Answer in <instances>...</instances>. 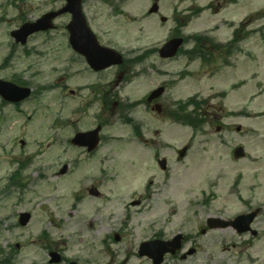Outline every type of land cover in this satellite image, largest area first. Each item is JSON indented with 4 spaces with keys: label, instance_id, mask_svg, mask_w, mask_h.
Returning <instances> with one entry per match:
<instances>
[{
    "label": "rangeland",
    "instance_id": "374dc122",
    "mask_svg": "<svg viewBox=\"0 0 264 264\" xmlns=\"http://www.w3.org/2000/svg\"><path fill=\"white\" fill-rule=\"evenodd\" d=\"M56 1L59 10L64 2ZM45 2L28 0L26 18L37 19L49 10ZM85 3L91 8L90 27L104 40L125 49V53L131 49L138 55L147 48L161 47L177 28L176 20L187 21L180 28L185 37H190L185 50L196 44L195 34L208 35L224 46L231 42L237 26L243 25L241 52L238 49L231 54L226 64L221 58L223 49L210 50L216 56L214 67L202 63L206 53L201 56L197 45L191 51L196 53L193 64L183 54L178 62H164L158 53L149 54L135 66L129 78L132 83L119 91V100H138L165 82L170 85L168 94L161 98L165 114L150 113L144 108L136 111L137 122L149 121L146 131L155 140L153 145L141 148L131 140L134 137L130 129L119 122L108 131L124 136L129 144L104 146L85 164L80 150L68 142L76 132L94 125L85 111L73 113L80 102L71 99L67 90L81 83L82 76L68 86L56 84L67 73L69 64L65 37L69 17L61 16L50 36L33 38L28 48L34 47L36 53L29 58L22 48L14 49L11 39V31L20 27V22L12 21L17 13L7 18L6 8H1L0 79L27 82L34 95L20 108L0 110V262L49 264L46 246L51 245L78 264H121L126 253L127 263L134 264L129 234L124 233V240L117 244L110 238L121 232L124 208L137 200L133 195L139 196L134 192H140L151 181L154 197L148 207L152 204V210L133 220V224L140 220V229L134 226L138 233L131 237L135 247L157 232L173 235L181 230L191 238L190 245L199 250L197 260L189 256L184 264H264V238L243 253L241 247H231L230 230L210 231L200 240L192 239L210 217L231 219L257 206L262 207L257 226L264 231V0H120L116 9L101 5L100 0ZM154 7L158 8L157 14L148 16ZM199 8L203 11L194 16L191 11ZM161 17L168 21L162 22ZM229 23L236 28L228 27ZM242 31H248V35ZM201 45L212 48L208 43ZM11 50L12 57L5 61ZM31 66L33 69H29ZM81 66L75 64L73 74L80 73ZM189 68L188 73L183 72ZM180 71L187 74L181 77ZM224 92L228 95L225 100L219 98ZM192 97L205 100L201 104L208 113V122L199 132L172 120L167 112L175 110L176 102ZM213 116L217 120L224 117L220 133ZM237 127H241L240 132ZM157 131L160 134L156 135ZM186 145L191 146V152L180 162L177 151ZM240 146L247 155L236 160L234 153ZM155 154L169 160V174L156 164ZM77 162L80 168L59 176L64 165L71 168ZM16 174V180L12 179ZM95 175L114 181L107 190L104 188L108 202L105 197L96 200L86 190L95 183L87 176ZM238 184L237 192H233V185ZM79 196L86 200L77 203ZM205 200L210 205H204ZM135 207L131 210L139 208ZM21 213L32 215L26 227L19 224ZM249 251L258 263L245 258L239 263L230 261V257H244Z\"/></svg>",
    "mask_w": 264,
    "mask_h": 264
},
{
    "label": "flooded vegetation",
    "instance_id": "af4514ba",
    "mask_svg": "<svg viewBox=\"0 0 264 264\" xmlns=\"http://www.w3.org/2000/svg\"><path fill=\"white\" fill-rule=\"evenodd\" d=\"M3 3H1V7L6 8V14L5 17H9L10 13H17L14 15V18H12L13 22H20V26L24 25L25 23L31 22V21H37L40 17L43 15L56 11V0H46L45 7L50 6L51 8L49 10H46L42 15L40 14L37 19L29 20L27 19V14L24 13V10L28 6V0H1ZM117 3H120V0H100L101 5H109L111 7H114L116 9ZM90 5L86 7V3L84 0V12L87 17V19L92 20L90 17L91 8L89 9ZM35 9V7L31 6V9ZM39 9V8H38ZM62 17H69V20H71V15L66 14ZM61 18V17H60ZM95 30V29H94ZM51 32V31H50ZM50 32H44L32 35L28 39V43L26 45H16L14 49L17 47H20L23 49V53L25 57H32L36 53V49L32 47V49L28 48L30 46L31 41L35 37H47L50 36ZM97 32V31H96ZM104 36L98 35V42L102 46L110 47L112 49H115V45L112 41L104 40ZM67 48L70 50L69 57H67V61L69 62L67 73L65 74V79L63 82H65L66 86H68L69 83H71L74 79H76L80 74L82 76V82L78 83L74 86V89L68 88L67 90L70 92V98L71 99H77L80 103L77 107V112H86L89 116V121L94 122V125L88 127L87 130H92L97 127L102 128V131L100 133V146L98 149L92 153H89L88 150L81 149L84 152L86 160H92L97 154L99 153L100 149L104 146L111 147L116 141H118L117 136L115 134H108L109 128H115L118 126V123L120 122L123 127L131 128V132L134 134V129L138 126L140 127V133L138 135V139L140 140L141 144H145L147 146L152 145V139L150 136L147 137L148 133L146 132V128L144 123L137 122L136 120V110L140 109L142 106H144L147 111L150 113L152 112V108L154 106L153 102H149L147 97L143 99L139 104L137 103V100L131 99L129 97L126 98L125 101L119 100L121 98L119 91L124 90L125 85L131 82L130 75H134V69H135V62L132 60L135 58V55H133V52H129L126 58L124 59V64L122 66H111L102 70H96L92 65H90V62L87 60V58L83 55H80L76 53L73 48L71 47L69 43V38L67 37ZM38 53V52H37ZM75 64H81V72L77 74H73V67ZM33 69V66L31 68ZM6 80V79H3ZM132 83V82H131ZM130 83V84H131ZM17 85L20 87H30L31 85L27 82H19L17 81ZM71 85V84H70ZM129 85V84H128ZM71 87V86H70ZM22 104V103H21ZM21 104H11L8 102H1L0 103V110H4L5 107H14V108H20ZM86 130V131H87ZM136 136V135H135ZM95 183L91 185L92 188H98V184L101 182L100 180H93ZM101 194L97 196L96 199L100 198ZM139 204L141 201H138ZM130 230L132 228L128 227ZM128 230V229H127ZM231 232H233L235 235H240V237L245 241L242 246L244 248H248L249 245H254L257 240L259 239V233L257 227L253 225L250 229H246L244 233H240L238 229L235 228H229ZM123 232L120 237V241H123L125 238V232L126 230L123 228L121 229ZM127 233V232H126ZM206 232L202 233L205 234ZM119 241V242H120ZM130 249V248H129ZM129 251V250H128ZM132 254V259L135 258L143 260L139 256V248H135V253H133L130 250ZM129 252V254H130ZM197 252V248H196ZM129 255L125 254V260L121 264H128L126 261ZM131 258H129L130 260ZM185 259V255L182 252H178L176 255H168L165 262L168 263L173 262L178 264L179 261H182ZM148 260V259H147ZM146 262L151 264V261L148 260Z\"/></svg>",
    "mask_w": 264,
    "mask_h": 264
},
{
    "label": "water",
    "instance_id": "95a60500",
    "mask_svg": "<svg viewBox=\"0 0 264 264\" xmlns=\"http://www.w3.org/2000/svg\"><path fill=\"white\" fill-rule=\"evenodd\" d=\"M69 5L67 8L57 14H50L40 20L38 23L34 25H26L21 30L15 33L16 38L19 40L23 38V41L32 33L38 31V30H47L51 28L50 22L52 19H54L56 16H58L61 13H65L67 11H70L73 14V20L72 23L69 25L68 29L71 33V40L72 44L74 45L75 49L82 53L83 55H86L90 62L94 63L95 61L104 62L105 66H108L109 64H121L122 59L121 56L111 50L101 48L99 45H97V41L92 34V32L88 29L85 18L82 14V8H81V0H67ZM157 8L154 7L152 12H156ZM87 43L90 47L95 46L96 48H99L98 53H87L84 48V44ZM94 44V45H92ZM182 44L181 40H174L168 43L161 51V56L163 58H169L173 57L177 50L179 49L180 45ZM107 63V64H106ZM2 84V85H1ZM0 93L9 101L19 102L24 99H26L30 95L29 89H21L18 88L12 84L8 83H0ZM162 93V90H158L154 94L153 97L158 96ZM81 139L83 137L80 135L76 139V143H80ZM93 147V146H91ZM243 156V150L239 149L237 151V157ZM65 171H63L64 173ZM254 218V215L250 217L249 221H252ZM30 219L29 215H23L21 219V224L26 225ZM214 226V225H212ZM215 226L219 227H226L225 222L222 221H216ZM164 248V246H162ZM54 259L52 260V263L54 262H60V258L56 257L55 255ZM156 258L159 257L157 254L155 256Z\"/></svg>",
    "mask_w": 264,
    "mask_h": 264
},
{
    "label": "trees",
    "instance_id": "16d2710c",
    "mask_svg": "<svg viewBox=\"0 0 264 264\" xmlns=\"http://www.w3.org/2000/svg\"><path fill=\"white\" fill-rule=\"evenodd\" d=\"M201 41H203V40H201ZM201 41H200V42H201ZM200 42L198 41L197 46H198V48L200 49V51H201V56H202V55H203L202 53H203V51H204V49H205L206 47H205V46H202ZM201 47H205V48H201ZM227 51H229V50H227ZM203 57H204V61H207V60L210 59L208 53H207L206 56L203 55ZM212 57H213V56H212ZM211 60H213V59L211 58L209 61H211ZM197 106H198V108H199V105H197Z\"/></svg>",
    "mask_w": 264,
    "mask_h": 264
}]
</instances>
